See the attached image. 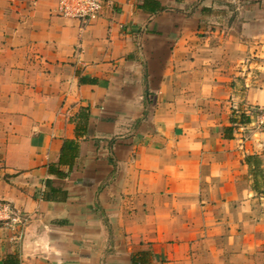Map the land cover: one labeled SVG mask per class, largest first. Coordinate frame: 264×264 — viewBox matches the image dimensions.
Returning a JSON list of instances; mask_svg holds the SVG:
<instances>
[{"label": "crops", "instance_id": "0c3cea01", "mask_svg": "<svg viewBox=\"0 0 264 264\" xmlns=\"http://www.w3.org/2000/svg\"><path fill=\"white\" fill-rule=\"evenodd\" d=\"M0 0V264H264V0Z\"/></svg>", "mask_w": 264, "mask_h": 264}, {"label": "built area", "instance_id": "2783aa9c", "mask_svg": "<svg viewBox=\"0 0 264 264\" xmlns=\"http://www.w3.org/2000/svg\"><path fill=\"white\" fill-rule=\"evenodd\" d=\"M104 3L105 0H59L58 14L65 18L77 19L84 24L97 18ZM252 109L245 106L243 111L253 116L257 130L264 131V107H255V111H251ZM27 220L25 213L0 202V225L13 227L24 224Z\"/></svg>", "mask_w": 264, "mask_h": 264}, {"label": "rangeland", "instance_id": "374dc122", "mask_svg": "<svg viewBox=\"0 0 264 264\" xmlns=\"http://www.w3.org/2000/svg\"><path fill=\"white\" fill-rule=\"evenodd\" d=\"M260 107H264V106H260Z\"/></svg>", "mask_w": 264, "mask_h": 264}]
</instances>
